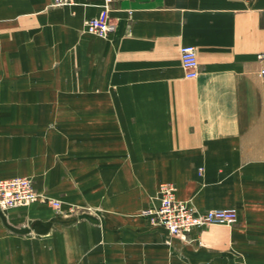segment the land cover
I'll return each mask as SVG.
<instances>
[{
    "label": "crops",
    "instance_id": "1",
    "mask_svg": "<svg viewBox=\"0 0 264 264\" xmlns=\"http://www.w3.org/2000/svg\"><path fill=\"white\" fill-rule=\"evenodd\" d=\"M99 6L0 0V179L102 210L0 211V264H264V0H112L104 37ZM161 182L235 222L169 237L139 214Z\"/></svg>",
    "mask_w": 264,
    "mask_h": 264
},
{
    "label": "built area",
    "instance_id": "2",
    "mask_svg": "<svg viewBox=\"0 0 264 264\" xmlns=\"http://www.w3.org/2000/svg\"><path fill=\"white\" fill-rule=\"evenodd\" d=\"M97 13L83 21V31L98 37H104L114 31L115 25L108 16V6L112 0H99ZM76 0H51V5H73ZM179 61L185 78H194L198 66L195 48L183 44L178 48ZM258 62L264 61V52L256 55ZM258 76L264 78V68L258 70ZM175 188L170 182H161L157 186L155 206L145 208L139 214L151 225L161 226L169 237L188 241L191 230H201L210 224L230 226L235 222L234 208H213L199 211L184 201L175 198ZM44 196L37 192L31 180L26 176H13L0 179V209L25 205L34 201H43Z\"/></svg>",
    "mask_w": 264,
    "mask_h": 264
},
{
    "label": "rangeland",
    "instance_id": "3",
    "mask_svg": "<svg viewBox=\"0 0 264 264\" xmlns=\"http://www.w3.org/2000/svg\"><path fill=\"white\" fill-rule=\"evenodd\" d=\"M62 6H72V5H62ZM31 182H32V180H31ZM36 191L39 192L42 196H44V199H43V201H34V202H38V203H41L43 205L48 206L49 208H51L54 211L55 214H61L62 216L76 215V217L79 220L80 219H86V216H92L95 219L94 223L97 224L98 226L100 225L101 217H102L101 208L96 207V206H91L88 204H83V205L69 204V205L62 207V203L59 199L47 196L42 191H39V190H36ZM4 210L5 209H0V211H4ZM5 229H8V231L10 230L8 227H6Z\"/></svg>",
    "mask_w": 264,
    "mask_h": 264
}]
</instances>
